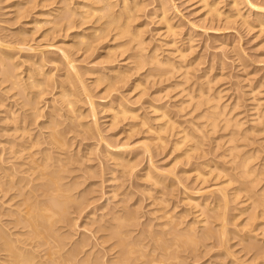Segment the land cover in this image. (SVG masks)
<instances>
[{"label":"bare ground","instance_id":"1","mask_svg":"<svg viewBox=\"0 0 264 264\" xmlns=\"http://www.w3.org/2000/svg\"><path fill=\"white\" fill-rule=\"evenodd\" d=\"M30 1L34 3L33 0H29V2ZM37 1H39V0H37ZM42 1H43V3H46L45 6H47L46 1H48L50 4L52 3L53 5L55 3V6H57L53 11L56 13L54 16L56 18V20L53 21L52 26L54 27L57 25L56 26L57 30L54 28V30H56L57 32L54 34L60 35L62 33L60 31H63L64 36L67 37L68 40H71L72 42L71 43L68 42V44L66 45V43L63 41L65 44L62 47H61V45L63 43H60V42H59V44L57 43L58 45H55L56 43H54L52 45V46L55 45L54 47H56V49H57L56 51L61 53L60 55H62V57H59L58 55L57 56L60 59H62V62H61V60H59L57 58L56 55H55V58H53V59L52 58H50V60H48L49 58L45 59L46 61L44 60L43 56L42 57L38 56V58L40 57L41 59L38 60L36 58V60H38V61H35L34 63H38L37 66H39V68L36 67V69H35L34 64H32L30 62V64H28V65H31L34 68L33 70H36V71L33 72V70L32 71L28 70L25 67V69L27 71H25L24 74L26 76H24L25 78L23 77L24 79L23 78L20 79L18 74L15 73L16 67H18V65L14 62L13 63L10 62L11 59L14 57L13 55L16 52H14V54H11L10 52H13L16 49H18V51H27L28 50V54H30L33 51H31L29 53V50H31L30 48H33L34 45L32 47L31 46L28 47L27 44L24 43L26 41L28 42V40L25 39L26 40L25 41L24 38L21 37L23 35V33H21V31H18V32L21 33L22 35L21 34L19 35V33L16 34L17 36H20V38L18 37L19 39H17L15 42L7 44V46L3 47L2 46L3 41H2V39L0 40V43H2V44H0V66L2 63L6 62L8 60H9L8 61L9 64H11L7 67H3V69H2L3 80L8 81L7 83L10 82V89H15L18 87L19 93H16L17 95L21 94L20 96L27 97L28 95L30 96V94H33V97L30 99L31 101L29 102V104L26 102L28 104V105H26V106H28L27 109L24 110L23 105H25V104H22L21 107L19 106V109H23V111L20 110L21 112H19L18 107L14 108L13 106H10L11 104L10 105L7 104V105H9L8 110H7L8 113L7 114L5 113L6 115L3 114V115H5L3 118L4 122H6L8 119V122H10V123L6 128H4V127L1 128V131L3 130V132L5 131L8 133L7 138H9V139L8 140L4 139L5 141L3 143L6 142V146L1 145V147H0V264H106V262L101 260V257L103 256V253L106 252L108 254V252H110V251L111 252L114 251L113 254H115V256H113V258H112L113 259L112 261H114L113 262L114 264L115 263H117V264H167V263L170 264V262L172 264L173 263L179 264V262H181V258H182V256H180L181 250H182V253L183 252L185 253V251L195 252L197 243L200 241H203V240L205 242V240H207V238H210V237L212 238V235H216L214 237L215 239L219 238L218 243H220V244L224 243V242L226 243V241L223 242L222 238H224V239L226 238V240H227L229 237H231L230 236L231 234L229 233L230 235H226L227 234V230H226L227 228L225 227L226 225H224V224H227L229 222V221H227V223H226L225 216L227 214L226 213L227 211L225 212V210L227 208V206H226L227 200H229L227 197H229V194H230V193L227 194L225 192L226 191L225 189H227L226 187L229 185V182L232 183L235 179H239V181L241 180V183H243L245 181V179L248 180L247 178H251L252 177L251 175L254 174L253 173L254 170L252 168H250L251 166L250 167L247 166L248 161H250V159H251L250 156L248 155L249 156L248 157L246 154H243L244 157H242V155H241V157H240V155L238 156L235 153H239V151H240L239 149H241L240 146L238 147L235 144L234 145L230 144V143H233L232 139L235 138V137H233V138L231 137V136H235L234 132H231L232 133L231 135L228 133L230 138L227 137V140L224 139L226 141L224 142L225 144H223V145L230 144V145L224 147V148H226V150L221 149L224 152L226 151L225 152L226 154H224L223 151L220 152L221 154L223 153L222 154L223 157L227 159L226 160L222 157L223 161L224 160L227 161V162L224 161V163H227L230 165L231 169H230L229 165L227 167L231 170V172L230 171L228 172L229 169H227V167H226V169H222L223 167L220 168V166H215L217 161L214 162L213 159H212V161L215 164L212 162L214 165H212V164L210 165L208 162H210L211 157H210L209 161H207V162H203V163H202V161L200 162V163H202L201 166H203V167H200V169H203L204 167H209L208 169L205 168V169H207V171L205 170L204 172H202L204 169L201 171L198 168V166L200 164L199 162H198L199 164L197 167L195 165L194 169L192 168L194 175H195V177H193V178L200 179V181L198 182V186H199V183H200V185L202 183V186L204 184H206L205 178H207V180H209L208 178L210 177V175L212 173H213L212 178L210 177L211 178L210 180H213V181L216 180V183H217V179L222 178L221 179L222 181L218 182L217 183L218 186H216V188H215L216 194L220 193V195H219L220 198L218 197L217 200L216 199H214V201L212 200L213 205L210 206L208 204L209 205L208 207H206V202H204L201 205H203V208H205V209L202 208L201 210H198L199 215H204V218L199 219L200 220L199 222H201L199 224H200V226H202V229H203L199 234H198V231L196 232L195 228L192 226L196 222H198V220L194 221V224H193L191 219H190L191 222L188 224V226L186 224V228L183 230H180L178 227H179V225H181L182 221H180L179 217L174 216L176 214H174V215L170 214L171 211H169L170 213L165 212V209H164V213L161 211L162 212V214H161L159 211L160 208H157L159 211L158 215L160 216V214H161L162 217L165 218V219H163L161 216L159 217L160 219L163 220L162 224L160 222V224L162 226L160 228L161 230L158 231L159 229L156 228L157 229L156 231L158 233H156V231H155V233H152L155 230V229L153 230V227H155V226L157 227V225H155V223H154L155 226L153 225L152 229H150L151 228L150 226L148 227V225H146L147 226L146 229H148V231L144 229V230H142L143 232H141V231L140 232L141 233H144V231H145V233L148 232V235L146 234V236H143V234H142V236H140L141 235V233H140V234H138L139 235L138 238H135L137 236L132 235L134 230L133 231H132V229L130 230L129 227L135 226L134 222L138 221L135 219H138V218H136L137 216H134V215H137V214H135L133 212H132L133 214L131 212H127L129 210L124 212L125 211L124 206H122V207H124L123 208L124 211L122 213H120L119 211L118 212L113 211L112 209L109 212L107 209L106 211H108L109 213L105 212V214H102V215L100 214L99 215L100 217L97 216L98 220H95L96 222L99 220H103L104 222L101 226L98 227L97 226L98 222H97V224H96L97 228L95 227L96 229L95 230L93 229L94 230L93 232H91V230H90V233L88 232L89 234H85L87 231L84 232V234L80 233V234H78L79 237L77 236L73 241H71V239H70V238H72L73 235L71 237L68 236V235H70V231H67L68 230L67 228H66V231L69 232V233H67L68 235H64L66 233V231L61 230L62 232H65L64 234L59 232L63 226H65V225L68 226V224L70 223L69 218H71V217H69V215H68L69 214L68 210L70 209L71 205H72V207L73 206L76 207V209L74 208L76 211L75 213H78V214H81L82 211H84L85 209H87V207H89V206H87V204L84 203V202H86V200L84 198H82L83 195L82 196L77 195L78 197H76V195L72 193V190H73L72 185H69V184L64 182L67 179V176L63 173L64 172L66 173L67 171L70 170L69 169L70 167L68 165L72 164L73 161H74L73 163H76L75 161L78 160V159H76V157H74L75 155L72 156V155L66 153L68 151V149L71 148V145H69L70 141L66 142L67 140H65V137L67 135H69L68 133L72 132L73 128H74V130H76L75 127L80 124L79 120L81 118H79L77 116L78 114L77 115L75 114V113L80 112V111H78L81 107L80 103L82 102L84 105V103L86 101L89 104V107H88L89 110H87V111H89L90 116L93 117L96 114L95 109L97 107L96 104L98 102H95V100H93L94 95L92 97V95L90 94L93 92V91L90 92V90H92V88H90V87H92L93 85H94L93 87H96L95 85H97V86L100 85V87H101V83L104 82V84H105L104 90H108V91L110 90V92H108V95H109V93H111V90L117 89L121 85L124 87V85H126L125 83H128V81H129V83H128L129 86L127 85L128 86L127 90L130 91V93L132 91H133L132 93H134V90L136 92V90L141 89L140 91L138 90L139 93L136 96L142 94L143 90L145 89V87H144L145 84L147 82H149L150 79L156 80V82L160 83V85L162 83L165 84L164 88H162L160 92L158 91L159 93L156 92L157 94H159V96H160V94H162L164 92L168 93V92L172 91L173 89L175 90V88L178 87L177 88L178 92L175 90L177 92L176 93L177 96L183 95L182 98L185 97L184 98L185 101L182 100V102H180V106H179L180 110H181V106L184 105V103H185L186 107L191 105V109L188 113H190V112L193 113L196 111L195 112L196 113V116H195L196 120L193 121V124H192L193 130H192L191 134L187 132L188 130L185 131L186 130L185 128L181 129V128L177 127L179 125L175 126L174 124L178 123V122H174L173 121L174 119H171V117L168 116V113H167L165 108H164L165 109L164 110L162 107H159L157 105H153L152 101L154 102V100L151 97H150L151 102L145 107V108H147L148 112L151 113L150 117L148 116L150 114H148V115L143 114L145 112V110H143L144 111L142 113L143 116H141L142 114L136 113L134 110L130 109L131 108L130 106H129L130 108L126 107L125 102L123 101L124 97H122V96H125L124 92H123L124 95L122 94L120 96V94H121L120 92L118 94V96H120L123 100L121 101V100H119V98H116L118 100H115V102H114L115 104L112 105L114 108L112 106H108L107 111H109L110 116H111V118H109L110 119L109 122H111V124L114 123V125H115V123H117L119 121L122 123L123 120H125L126 118H127V120H129V118H130V120L132 119L133 121L137 120L136 122L132 123V126H131L132 128L128 129V131H130V132L138 131L139 132V130H138L139 127L140 128L142 127L141 128L143 130L142 133H146V132L149 134L153 133L152 140L155 141L156 143L158 142L157 143L159 145L158 149H160V145H163V144L167 143V141H168V140L167 141L165 140V143H164L165 137L164 138L162 137L163 134H164V136L166 135V136H174V138L176 137L177 139L174 141V143L172 142L173 147L171 149H174V150L177 149L178 150V149H180V147L182 149L183 145L184 146L186 145L187 147L185 148V150L182 153L183 157H185V158L186 157L189 158L190 153L194 152V150H196L197 148L200 147L199 146L200 141H193V143H192V140L194 139V137H196V134L197 135L200 134L199 137L204 138L207 133H209V134L213 133L214 134V132L217 131V128L221 129V131L226 130V128L229 127L228 125L231 124V122H230L231 119H228V117H226L228 114L227 115L225 114L226 116L224 115L223 109L225 106H222V104L221 105L218 104L217 101L219 100L220 97L217 96V97H219V98H217V97H214L215 95L214 96L212 94L210 95V93H209L210 88H211L209 86L210 82L206 81L204 86L202 84L203 88L199 87L197 89V91L195 90L196 93L195 92L193 93L190 90L187 91L186 88H184L183 83L185 84L186 81H187V83H189V80L186 79V81H185V78L189 75L188 74V70L190 69L189 67H192L191 65L193 64L192 63L193 60L191 62L189 59H186L187 50H189L191 47H187L186 49H183L182 47H180V45L179 46L177 45L176 39L179 38V37L176 38V36L179 35L178 34L179 32L177 30L178 25H176V23L173 22V17H172L173 12H172V6H171L172 2L170 3L169 0H156L157 2L155 3V7H154L153 12H152L153 19H155L154 21L160 25V33L159 34L164 37L163 45L165 47H167V49H168V53L165 54V56L164 55L160 56V53H157V48H154V46H153V48L152 47L149 48V50L146 49V48H148V46H147L148 44L145 41V39L142 38V34L144 31L142 32L141 27H139V26L135 27L134 24L132 25V23H134V20H136L135 17L138 16L137 15V16L133 17L132 16L133 13L135 11H138L137 8H141L139 5H137L140 2L136 3V0H135V2H134V0H119V2L117 0L114 3H111L110 0H74V1L70 0V1H72V4L77 6V7L76 8L70 7L69 10H67L68 7H67V5L65 6V3H64L63 7L59 6V3L63 4V2L64 1L66 2L67 0H62L63 2L60 0H57V1L56 0H41L40 2L42 3ZM210 1H212V3ZM210 1L209 0H198L197 1V2H201L200 7L203 10L202 17H203V19H207L209 21H219V18L221 16V11L217 8L218 3L213 2L214 0H210ZM240 1H242V0H232V6L236 8L238 4H241V3H239ZM242 2L243 3L245 2L246 7L249 11H258L259 12V10L263 11V9H264L263 7L261 9V7L249 2L248 0H245ZM41 3H40V5H41ZM29 4H31V3H29ZM50 4H49V6H50ZM52 4H51V6H52ZM35 5H37V2ZM15 6L17 8V5H15ZM75 6H73V7H75ZM19 7H20V5H19ZM24 7L27 8L26 6H23V8ZM41 7H43V5L40 6V8ZM114 8H116V9H114ZM28 11L29 10H27V13H28ZM235 11L236 12H234V14H235V16H237L236 18L240 17V19H242L241 23L246 24L247 19L244 20L245 17H243V15L245 13L243 12L244 13L243 14L241 12V10L237 9V8L235 9ZM52 14H54V13H52ZM74 14L76 15V18H79V21L72 19L73 16H75ZM38 15H39V13H38ZM44 16H46V15H44ZM50 16H51V14H50ZM77 16H79V17H77ZM21 17L22 16L20 15V19H21ZM57 17H58V19H57ZM225 18L228 19L229 15H227V16L225 15V17L223 19L224 23L226 24V21H228V20L225 21ZM255 20L259 21V18H256ZM43 21L47 22L46 20H42V22ZM36 22H37V20H35V19L30 20L27 23L25 22V24H26L25 26L32 28ZM42 22H41V24H42ZM155 22H153V23H155ZM87 23H90L91 25L89 24L90 26H88ZM262 23H263L262 21L259 23V27L261 25L263 26ZM81 25L82 26L84 25V27H82V29L78 30V28ZM255 25H256V23H255ZM35 26H36V24H35ZM58 26H61V27L59 28ZM88 27H89V29H88ZM58 28L60 31L58 30ZM51 29H52V27L50 28V30ZM90 29H91V31L88 32V30H90ZM47 30L48 29H46V31ZM52 31L53 30H51V32ZM84 31H87V32H84ZM58 32H60V33H58ZM47 33H49V32H47ZM43 34H42V36H46V34H44V35ZM144 34H145V32H144ZM4 36H3V38H4ZM25 36H27V35H25ZM62 36L63 35L61 34V37ZM64 36L62 38H65ZM0 38H2V37H0ZM5 38H7V37H5ZM5 40H4V42H6ZM190 41H191V39H190ZM145 43L147 45H145ZM4 45H6V44H4ZM46 46H48V45L46 44ZM49 46H51V45H49ZM149 46H150V44H149ZM159 46H161V45H159ZM14 48H16V49H14ZM34 48H33V50L35 51V49H36V51H37V48H35V49ZM42 48H44V46ZM160 49H161V47H160ZM54 50H55V48H54ZM54 50H50V51H54ZM38 51H39V49H38ZM41 52H42V50L39 52L40 54H38V55H42L43 53L41 54ZM58 52H55V53L57 54ZM78 52H79L81 57H82V55H83V57H86L84 55H89V54L91 56V54L93 55L94 52H96L95 54L99 53L96 56V58L100 59L99 63L101 61L102 65L99 64L100 65L99 67H95L94 65L98 61L96 59V61H97L96 62L95 59H92L90 57L93 61H95V62H93L95 64L94 65L92 64L94 66V67L92 66V68H94V69H88L90 66L88 68L86 67L82 70L79 69L78 68L79 66L76 67L77 66L76 63L80 62L81 57L78 55L79 59L78 58H76V59H77V61L78 60L79 61L77 62V61H75V56L77 54L74 55L75 53H78ZM16 54H18V53H16ZM16 54H15L14 58H17ZM24 54L26 55L27 52L26 53L24 52ZM34 55H32L33 59L36 57V56L34 57ZM72 55L74 56V58L72 57ZM32 56H31V58H25V61H26V59L27 60L29 59L28 61H31ZM87 58H88V56L84 59L87 60ZM15 60H13V61H15ZM17 60H18V58H17ZM58 61H60V62H58ZM48 62L49 63L51 62L52 64L55 63L54 66L52 67V69H50L51 71H48V73H50L54 70H57V69L63 70V71L61 70V74L58 75V78L51 80L52 78H50V77H52V73L48 76L47 71L46 72L44 71L43 73L41 72L43 67L46 66L47 65L46 63H48ZM85 62H84V65H85ZM61 63L64 64L63 67H61L62 66ZM90 63H91V61H90ZM60 64H61V66H60ZM88 64H87V66H88ZM194 64H195V62H194ZM28 65H26V66L28 67ZM96 65H98V63ZM83 66H81V67H83ZM31 72L33 73L32 75H31ZM19 74H20V77H22L21 73H19ZM41 74H43V75H41ZM85 74L86 75L87 74H89V75L95 74L94 75L95 77L92 78V81L90 80L91 82L89 83V85L87 83H85V79L83 78L84 76H86ZM44 75L47 77H45ZM153 78H156V79H153ZM26 80H27V83H26ZM49 81L53 82L52 83L53 89L55 91L52 88H51V90L55 92L54 93L56 96V98L54 99L55 102L56 103L60 102V104H62V105H61V107L59 106L60 108H57V106H54V109L56 107L57 110H54L56 112V114L55 115L53 114L54 116H51V118L53 117L52 119L55 122L52 120L48 123V125L46 124V126H49V128H50V131L48 130L49 132H47V134L45 133L46 136L41 137V135H39L38 132L40 131V129L39 130L37 129L38 132L35 133L36 135L35 134L32 135L33 133H30V132H32L31 131L32 128H30V127L32 125H34L35 122H37L38 118H40L38 116H43V115H41V113H42L41 111L44 108L41 109V106L39 108L37 105L39 104L38 103L39 99L42 100V98H43V97L41 98V95L43 96L44 89L46 90L45 86L47 85L49 87L50 86L52 87V84ZM61 81H63V83ZM87 81H89V80H87ZM105 81H107V83ZM48 82L50 83L49 85H48ZM150 84H151V82H150ZM182 85H183L184 89H182V87H181ZM161 87H162V85H161ZM125 88H126V86L124 87V89ZM171 88H172V90H170ZM257 88L258 87H256V89ZM34 89H35V91H34ZM119 89L120 88H118L117 90H119ZM178 89H181V90H178ZM190 89L192 90V88H190ZM157 90H160V89H157ZM15 91H16V89H15ZM128 91H126V92H128ZM101 93H103V91ZM166 93L164 95H167ZM12 95L15 96V94H12ZM100 95H101V98H103L102 94H100ZM144 95L147 96V93ZM217 95H219V94L217 93ZM162 98H163V96H162ZM97 99H100V98L98 97ZM27 101H29V100H27ZM51 101H47V102H51ZM79 101H80V103H79ZM132 102L133 101L130 102L131 103L130 105H134V103L136 101L133 103ZM75 103L76 104L79 103L80 105L76 106ZM104 103H106V102H104ZM104 103H102V104H104ZM1 104L3 105V103H1ZM47 104H49V103H47ZM154 104H156V103L154 102ZM94 105L96 106L95 108H94ZM44 106H45V104H44ZM78 106H80V107H78ZM5 107H7V106H5ZM39 109H41V110H39ZM60 109H61V111H60ZM36 110H39L41 113L39 111H38V113H36ZM28 111H30V112L27 113ZM50 111H53V109H51ZM87 111L85 110L84 112H87ZM3 112H5V110ZM55 112H53V113H55ZM50 113H52V112H50ZM146 113H147V111H146ZM74 114L78 118L75 117ZM97 114H98V112H97ZM15 115H17V116L14 117ZM81 115L85 116V114L83 112L81 114L79 113V116H81ZM144 115H147L148 117L144 116ZM189 115H191V114H189ZM230 116H231V114H230ZM46 117H48V116H46ZM149 118H151V119H149ZM63 120H66L67 122L69 121L70 123L73 122L72 125L76 123L75 124L76 126L71 127V124H69V122H68L67 124L69 126H66L64 124L65 126L63 129L58 128L59 126H61L60 122L61 121L63 122ZM95 120H97V119H95ZM132 120H131V122H132ZM151 120H153V121H151ZM235 120L236 119H234V121H233V119H232L234 128H240V125L242 123L240 121H235ZM155 121H157V122L159 121L160 123L158 122L159 124L157 123V126H156ZM258 121L259 120H257V122ZM45 122L44 121L42 122V123H44V126H45ZM152 122H154V126H156V127L153 126ZM188 123H189V125H191V123L189 121H188ZM37 124H39V123H37ZM96 124H98V123H96ZM127 124H129V122ZM91 125H95V124H91ZM39 126L40 125H38L37 127L39 128ZM82 126H84L83 123H82ZM97 126L99 127V125H97ZM97 126L95 125V127H97ZM230 126H232V125H230ZM87 127L89 128V124H88V126H86V128ZM95 127L93 126V128H94L93 131L95 130ZM231 128H233V127H231ZM230 130H232V129H230ZM128 131H127V133H128ZM193 131H194V133H196L195 136H193L194 135ZM234 131L236 133L238 131V129H237V131L236 130H234ZM96 132H97V128H96ZM37 133H38V135H37ZM78 133H80V132H78ZM260 133H262V132H260ZM45 134L43 133V135H45ZM98 134H97V136H98ZM129 134H131V133H129ZM136 135H137V133H136ZM126 136H127V134H126ZM39 137H41L42 140H40ZM168 138H170V137H166V139H168ZM103 141H105V139ZM119 141H120V139H119ZM219 141H222V140L219 139ZM155 142H153V143H155ZM209 142H211V141H209ZM0 143H1V141H0ZM101 143H100V145H101ZM103 143H106V145L104 144L106 146V149L103 150L104 157L112 156L113 159L111 157H108V159L111 158L114 162H116V160L118 161L119 159L122 158V156H121L122 154L120 155L117 151L113 152V151L108 149V146H107L108 143L107 142H103ZM124 143H126V142H124ZM214 143L217 144L216 141ZM44 144L47 145V147ZM123 144H121V146L119 144L120 147L117 145L116 146L119 147L120 149H122V148H125V147H123L125 144L124 145ZM187 144H189V145H187ZM207 144H209V143H207ZM218 144H219V142H218ZM42 145H44L45 147H42ZM66 146L68 147V149H65ZM144 146L149 147V144L144 143ZM156 147H158V146H156ZM201 147H203V146H201ZM218 148H220V147H218ZM86 149H88V148H86ZM143 149H144V147H143ZM65 150H67V151L65 152ZM149 150H151V149H149ZM152 150H156L155 147H153ZM218 150L220 151V149H218ZM235 150L238 152H235ZM61 151L62 152L64 151V153H62ZM76 151L78 152L79 148ZM145 151H146V149H145ZM202 151H204V150H202ZM53 152H56V153L58 152L60 154L55 153L53 155ZM74 153H76V152H74ZM220 153H218L217 156H219ZM109 154H111V155H109ZM56 155H58V156H56ZM85 156H83V157H85ZM192 156H193V154H192ZM192 156H190V157H192ZM217 156H215V157L217 158ZM118 157H121V158H118ZM80 158H82V157L80 156L79 160H80ZM146 158H148V157H146ZM176 158H175V160H176ZM216 158H215V160H216ZM218 158H220V157H218ZM237 158H238V160H236ZM122 159H121V162H122ZM82 160L83 159H81L80 161H82ZM133 160H135V159H133ZM100 161H101V159H100ZM119 161L117 163H119ZM147 161H148V159H147ZM121 162H120V164L122 166L124 165L125 162H127L126 165H127L128 169L130 168V166H132V165H129V162H130L129 160L122 162L123 164ZM133 162H131V163L133 164ZM101 164L103 165L102 162H101ZM120 164H118L119 167H120ZM227 164H224V165H227ZM110 165H112V164H110ZM148 165H149V163H148ZM81 167L83 170V166H81ZM123 167H124L123 169H126V171L128 170L125 165ZM96 168H98L97 165H96ZM87 169H88V167H87ZM167 169H166V171H167ZM121 170H122V168H121ZM130 170H131V168H130ZM233 170H237V173H234L235 171H233ZM114 171L113 172L111 171L110 173H114ZM87 173H86V175H87ZM171 173L172 172H170V174ZM229 173H233L234 175H231ZM145 174H146L145 175L146 179L147 178L153 179V177H155L152 173L150 174L148 171ZM113 175H112V177H113ZM260 175L262 176V173ZM99 176H100V173H99ZM206 176H208V177H206ZM119 177H120V175L118 176V178ZM145 177H144V179H145ZM252 178L249 179V181H248L249 183H246V184H250L247 187H251V189L244 188V190L246 189V191L252 192V193L250 192L251 194H246L244 192V194L246 196L244 195L243 197H246V201H248V202H244V203H248V204H244L242 202L241 203H242V208H243V205H248L245 210L250 209V210H248L249 214L250 213H251V215L254 214V217H250V218L247 217L246 221L247 220L250 221L251 218L258 219L259 222L256 223V227H258L259 230L261 229L259 232L260 234L257 233V235H256V233L253 232V229L251 230V232L253 234L255 233L254 234V235H256V236H254L255 238L261 239V237L264 238V186L262 188L260 187L261 190L260 189L257 190L256 193H258V194H256L254 190L252 191V189H254V187H253L254 185H255V187L257 185L256 183L258 181H256L255 178L258 179V176H256V177L254 176V179H252ZM116 179H117V177H116ZM156 179H158V178L156 177ZM156 179H153L151 181H155V183H156V181L157 182L160 181L159 179H158L159 181ZM78 180H79V178H78ZM110 180H112V179H110ZM121 180H122V178H121ZM147 180H146V182H147ZM170 180H172V179H170ZM178 180L180 181V177ZM83 181H86V180H83ZM195 181H198V180H195ZM195 181H193V182H195ZM213 181H211V184H213L212 183ZM255 181H256V183H255ZM82 182H81V184H82ZM115 182H116V180H115ZM155 183H154V185H155ZM181 184H182V182H181ZM225 184H226V186H225ZM235 185H237V184H235ZM122 186H124V185H122ZM122 186H121V188H122ZM212 186L213 185H211V187ZM150 187H152V186H150ZM170 187H171V185H170ZM208 187H210V186H208ZM207 188H204V189H207ZM199 189H200L199 190L200 192H201V190L203 191V188H199ZM232 189H231V191H232ZM166 190H168V189H166ZM233 190H234V192L232 191L233 196H234L233 200H235L236 196H239L238 194H240V193H238V191L240 192L241 189H235V187H234ZM84 191H82V192H84ZM74 192H76V191H74ZM196 192H198V190ZM200 192H198V193H200ZM211 192L212 191L210 190V193ZM110 193H111V195H114V193H116V192L114 190V191H111ZM78 194H79V191H78ZM115 196L117 197V195H115ZM112 197L115 198L114 196H112ZM243 197L241 198V200L244 199ZM160 198H161V196H160ZM160 198L158 197V201L161 202L162 200H164L163 196L161 199ZM189 198L190 197H188L187 199H189ZM198 198H200V197H198ZM213 198H215V197H213ZM109 199H111V198H109ZM205 199L206 198H204V200ZM89 200H90V198H89ZM202 200L203 199H201V201ZM166 201H167L166 199H165V202L163 201L164 204L166 203ZM124 202H125V199H124ZM160 202H158V203H160ZM198 202H194V204H195L194 207L198 208L197 206H200V204ZM153 203H154V199H153ZM236 203L238 204L239 201ZM241 203H240V205H241ZM88 205H90V204L88 203ZM120 205H122V204H119V206ZM166 205H168V203ZM160 207H162V206H160ZM114 208H116V207H114ZM132 208H133V206H132ZM163 208H164V206H163ZM234 208H236V207H234ZM90 209L92 211V208H90ZM72 210H73V208H72ZM155 210L156 209L153 210L154 213H155ZM206 210L209 211L210 213L212 212L214 214L213 217H216L217 219L216 218L215 219L217 221H218V219L221 220L220 229H219V231H216V233H215V231L213 232V230H212L213 227L211 228L210 224L208 225V222H210V220H208L209 217H206V214H205L207 212ZM91 211H90V215H87V216L91 217V215L94 214ZM73 213H74V211H73ZM239 213H242V211H240ZM199 215H197V216L199 217ZM197 216H196V218H198ZM94 217L92 216V218H94ZM180 217L182 220V216H180ZM156 218H157V216H156ZM176 218H178V221L180 224L177 222ZM164 220H166V221H164ZM73 221L74 220L72 219V222ZM253 221H254V219H253ZM74 222L71 223L72 225L70 224L71 228H69V229L73 230V226L75 227ZM248 222H246L245 224H248ZM61 223H63V224L65 223V225H62V226L59 225ZM252 223H254V222H252ZM88 225L90 227V224H88ZM136 225H138V224H136ZM70 226H68V227H70ZM252 226H254V225H252ZM214 227L216 229L218 227V225H217V227L216 226H214ZM75 228H77V227H75ZM86 228H87V226H86ZM91 228H93V227H91ZM251 228H254V227H251ZM63 229H64V227H63ZM249 231H248V233H249ZM256 231H257V229H256ZM62 234L66 237L65 241H64V236H61ZM74 234H76V233H74ZM97 234H98V236H97ZM258 235H260V237ZM67 236H68V238L70 237L69 239L71 242L70 241L66 242L69 240V239L67 240ZM91 237L94 238V239L92 238V240L94 242L91 240L93 242V246L91 248H89L90 247L89 245L91 244L89 242V239H91ZM246 237H247V235H246ZM100 238L102 240H100V242H98V239H100ZM108 242L110 243L108 245L109 248L106 247V249H107V251H108V249H110V250L107 252L106 249L103 248L105 250V252H103L104 250L102 251L103 252L102 256H101V253H99L101 251L96 250V252H91L90 249H92L93 247L95 248L96 245H99L98 247L96 246L99 249L101 244L107 245ZM227 243H228V241H227ZM249 244H250V246L253 245L251 243H249ZM261 246L263 248V245H261ZM85 247H86V249L89 248L90 252L88 250L85 251ZM255 249L258 251V248H255ZM259 250H260V253L257 252V255H258V253H259V255H262L263 254L261 252L262 249L260 248ZM81 253H83V254L80 256ZM190 253H189V255H190ZM247 253H248V251H247ZM108 256H109V254H108ZM257 257H259V256H257ZM102 258H104V256ZM109 259L110 258H108V260ZM251 259H252V257H251ZM255 259H257V258H255ZM184 260H187V259L185 258ZM182 263H184V262L182 261ZM258 264H259V262H258Z\"/></svg>","mask_w":264,"mask_h":264},{"label":"rangeland","instance_id":"2","mask_svg":"<svg viewBox=\"0 0 264 264\" xmlns=\"http://www.w3.org/2000/svg\"><path fill=\"white\" fill-rule=\"evenodd\" d=\"M33 1H34V3L31 2V1L29 2V0H23V1L22 0H20V1L19 0H0V33H1L0 37H2V38H0V40L2 39V41H3V44L2 43H0V44H2V46L4 47V46H7V44H9V43L15 42L17 39L20 38V36H17L16 34L19 33L18 31H21V33H23V35L21 33H19V35L21 34L22 35L21 37H23L24 40L25 39L28 40V42L26 40H25L26 42H24V41L23 42L25 44H27L28 47L29 46L32 47L34 45L33 48L34 47L37 48V51H36L35 48H34L35 51L33 50V48H30L31 50H29V53L31 51H33L30 54H28V50L27 51H18V49H16V48H14V49H16L15 51L10 52L11 54H14V52L18 53V54L15 53L17 55L16 57L18 58V60H17V58H14L15 57V54H14L13 55L14 57L12 59L13 60L16 59V60L13 61L11 59L10 62L11 63L14 62V63H16L18 65V67H16V72L15 73L18 74L20 79H22L24 76H26L24 74V72L27 71L26 69L31 70V71L34 69L31 65H28V64H30V62L32 64H34L35 69H36V67L39 68V66H37L38 63H34L35 61H38V60L41 59L40 57L38 58V56H41V57L43 56L44 60L47 59V58H49L48 60H50V58L53 59V58H55V55L56 56L58 55L59 57H62V55H60L61 53L56 51L57 49L54 46L58 45L59 42L63 43L61 45V47L64 46L65 43L67 45L68 42L69 43L72 42L71 40H68V38L64 36L63 31L59 30V28L61 26H58L59 27L58 30L60 32H62L61 34L65 38H62L63 36L61 37V34L60 35L59 34H57V35L54 34V33L57 32L56 31L57 30V28H56L57 25L54 26V27L52 26L53 21L56 20V18L54 17L56 13L53 12L54 9L57 7V6H55V3H54V5L51 3L52 4V6H51V4L48 1H46L47 2V6H45L46 3H43V1H42V3H43L42 4L40 2L41 0H39V1L33 0ZM35 1L37 2V5H35L36 4ZM60 1H62V0H60ZM72 1H74V0H72ZM72 1H70V0H67L66 2L62 1L63 4L59 3V2L58 3H59V6H61V7H63L64 3H65V6L67 5V7H68V9L67 8L66 9L69 10L70 7H72V8H76L77 7V6L72 4ZM115 1H117V0H110L111 3H114ZM197 1L198 0H169L170 3L172 2L171 6H172V12H173L172 13L173 22L176 23V25H178L177 26V28H178L177 30L179 32L178 33L179 35L176 34L177 35L176 38L177 37H179V38L176 39L177 45L178 46L180 45V47H182L183 49H186L187 47H191L189 50H187L186 59H189L191 62L193 60V62H192L193 64L191 65L193 68L189 67L190 68L188 70V74L189 75L188 74H187L188 76L186 75L189 79L185 76L186 77L185 81L187 79V80H189V83H187V81L186 82L184 81L185 84L183 83V85H184V88H186L187 91L190 90L191 92L194 93L195 90L197 91V89L199 87L203 88V86L205 85L206 81L210 82L209 86L211 88H210L209 93H210V95L211 94L213 96L215 95L214 97H217V96L220 97V98L217 97V98H219V100L217 102H218L219 105L222 104V106H225L224 109H223L224 110V115L228 114L227 116L226 115L225 116L228 117V119H231V121H230L231 124L228 125L229 127H227L226 130H222L221 131V129L217 128V131H215L214 134L213 133H210V134L207 133L204 138H200L199 137L200 134L197 135L193 131V134H194L193 136H195V134H196V137H194V139L192 140V143H193V141H200V145H199L200 147L197 148L196 150H194L195 153L194 152L190 153V155H189L190 159L188 157L185 158V157H183L182 153L185 150V148L187 147L186 145L185 146L183 145L182 149H181V147L178 150L177 149H175V150L171 149L173 147L174 141L177 139L176 137L174 138V136H166V135L164 136V134H163L162 137L163 138L165 137L164 138V143H165V140L166 141L168 140V141H167V143H165L163 145H160V149H158L159 148V145L157 144L158 142L156 143L155 141L152 140L153 133L152 134L150 133L151 135L149 133H147V132L146 133H142V131H143L141 129L142 127L140 128L139 126H138L139 127V129H138L139 132L138 131H136V132L132 131L133 132L132 133V132L128 131V129L132 128L131 127L132 123L136 122L137 120L133 121L131 119L132 120V122H131L130 118H129V120H127V118H126L125 120H123L122 123L119 121V122L115 123V125H114V123L111 124V122H109L110 121L109 118H111V116H110L109 111H107L108 110L107 109L108 106L114 105L115 104L114 103L115 100H118L116 98H119V100H121V101L123 100L120 96L124 92L125 96H122V97H124L123 101L125 102V106L126 107H128V108L131 107L130 109L134 110L136 113H139V114H142L144 112L143 110H145V112L143 114H147V115L150 114V115H148L150 117L151 113H149L147 108H145V107L151 102L150 101L151 98H153L154 102L156 103V104H154V102L152 101L153 105H157L159 107H162L163 109L165 108L167 113H168V116H170L171 119H174L173 120L174 122H178V123L174 124L175 126L179 125V126H177L178 128H181V129L185 128L186 130L185 129L184 130L185 131L188 130L187 132L191 134V132L193 130V126H192L193 121L196 120L195 119V116H196L195 112L196 111L193 112V113H191V112L188 113L190 111V109H191V105L186 107L185 103H184V105L181 106V110H180V107H179L180 106V102H182V100L185 101V99H184L185 97L182 98L183 95L182 96H179V95L177 96L176 93L178 92L177 91L178 87L175 88V90L177 92L174 89L172 90V88H171L170 90H172V91L169 90L170 91V92H168L169 94L164 92V93L160 94L161 97L157 93H159L161 91V89L164 88L165 84L162 83L161 84L162 87H161L160 83H158V82H156V80H152V79H150L149 82H147L145 84V86H144L145 89L143 90V92L141 94L142 96L141 95L136 96L141 89L140 90L138 89L139 91L136 90L137 93L135 92V90H134V93H132L133 91L130 93V91L127 90L128 86H129L128 85L129 81H128V83H125L126 84V85H124V87L126 86L125 89L121 85V86L118 87V88H120L119 90H117L118 88L114 89V90H111V93H109V95H108V92H110V90L109 91L108 90H104V85H105L104 82L101 83V87H100V85H98V86L95 85L96 87H93L94 86L93 85L92 87H90V88H92V90H90V92L93 91L90 94L92 95V97L94 95L93 100H95V102H98L97 104L95 103L97 107L94 105V108L96 107V109H95L96 110L95 111L96 112V114H95L96 117L95 116H93V117L90 116L89 111H87V110H89L88 109L89 104L85 100H84L85 101L84 105H83L82 102L80 103V101H79V103L81 105L79 103L78 104L75 103L76 106L80 105L82 107L81 108L80 106H78V107H80V109L78 111H80L79 112L80 114L83 112L85 114V116L84 115L83 116L82 115L79 116V113H75L76 115L78 114L77 116L79 118H81L79 120L80 121V124L78 125L79 127L75 125L76 123L72 125L73 122L70 123L68 121L69 124H71V127L72 126H74V127L76 126L75 127L76 130H74V128H73L74 131L72 130V132L68 133L69 135L66 136L67 138L65 137V140H67L66 142L70 141L69 145H71V148L69 147L70 149H68V147L66 146L65 149H68V151L65 150V152L67 151L66 153H68V154H70L72 156L75 155L74 157H76V159H78V160L75 161L77 164L73 163L74 162L73 161L72 164L68 165L70 167V168L68 167L70 170L67 171L66 173L65 172L63 173V174H65L67 176V179L64 182L69 184V185H72V189H73L72 193L75 194L76 197H78L79 195H81V196L83 195L82 198H84L86 200V202H84V203L87 204V206H89V207H87V209L82 211L81 214L75 213L76 212L75 211L76 207H74V206L72 207V205H71V207L73 208V210H72L71 207L68 210V213H69L68 215H69V217H71L75 221V222L74 221L73 222H74L75 227H77V228H75L73 226V230L69 229V228H71L70 224L73 223L71 218H69V222L70 223L68 222L69 223L68 226H70V227L66 226L65 223L64 224L63 223L59 224L61 226L65 225V226H63L65 230L62 227V229H60L59 232L64 234L65 232H62V231H66V228H67L68 229L67 231H70V235L67 234V233H69L67 231H66V233L64 235H68L70 237L73 235L72 238L69 237L71 239V241H73L78 236V234H80V233L84 234V232H86V231L87 232L85 234H89L90 230H91V232H93L97 228V226L98 227L101 226L104 221L103 220H99L100 222L97 221L98 222V224H97V222L95 220H98L97 218L100 217L99 216L100 214L101 215L105 214V212L109 213L111 209L113 211H117V212L119 211L120 213H122L124 211V209H125L124 212L129 210L127 212H131V213L133 212V213L137 214V215H134V216H137L136 218H138V219H135V220H138V221L134 222L135 226L133 225L135 228L131 227V226L129 227L130 230L131 229H132V231L134 230L133 234L132 233L131 234L133 236L134 235L137 236L135 238H138V236H139L138 234L143 232L142 230L145 229V230L148 231V229H146L147 228L146 225H148V227L150 226L151 227L150 229H152V227H153V225L155 223V225H157V227L154 225L155 227H153V230L154 229L155 230L152 233H155V231L157 229H159L158 231H160L161 230L160 228L162 227L161 224L163 223L162 222L163 220L160 219L159 217L160 216L162 217L161 214H162V212L164 213V209H165V212L170 213L169 211H171L170 214H172V215L176 214L174 216L180 218V221H182V223H181V225H179V227L177 226L180 230L185 229L186 228V224L188 226V224L191 221L194 224V221L198 220V222H196L192 226L195 228L196 232L198 231V234H199L203 230L202 226H200V224H199V223H201V222H199L200 221L199 219L200 218L201 219L204 218V215H199V211L198 210H201L203 208V205H201V204H203L204 202H206V207H208L209 205L210 206L213 205L212 200L214 201V199H216V200L218 199L220 193L216 194L215 188H216V186H218L217 183L222 181L221 180L222 178H219L220 180L217 179V183H216V180H214V181L210 180L212 178V174H213L212 173L210 175L211 178L210 177L208 178L209 180H207V178H205L206 179V182H205L206 184H204L202 186V183H201V185L199 183V186H200L199 187L198 186V182L200 181V179L193 178V177H195L193 169H194L195 165L197 167L198 164L201 161H202V163L209 161L210 157H211L210 162H208L210 165L211 164L214 165L215 164L214 162L217 161V163H216L217 165L215 164V166H220V168L223 167L222 169H226V167L229 164L224 163L225 160L223 161V158H224L223 155H222L223 153L221 154L220 152H222L223 150H226V148H224V147H226V146H228L230 144L231 145L235 144L238 147L240 146L241 149L238 148L240 150L239 153H235V154H237L238 156L240 155V157H241V155H242V157H244L243 154H246L247 156L249 155L250 158L252 159V160L250 159V161H248V164H247V166H249V167L251 166L250 168H252L254 170V172H253L254 174L251 175L253 178L252 177L251 178L254 179V176L255 177L258 176V179L260 180L259 181L258 179L255 178V180L258 181L257 183L255 181V183L258 186L256 185V187H255V185H254L253 186L254 189H252V191L254 190L255 193H256L257 190H259V189L261 190V188L264 186L263 185L264 184V129H263L264 128V13H263L264 9H263V11L259 10V12L258 11H249L247 9V7H246L245 2L244 3L242 2V1H245V0L240 1L239 3H241V4H238L236 8L240 9L242 13L243 12L245 13V14L243 13L244 14L243 17H245L244 20L247 19L246 20V24H245V23H241L242 19H240V17L236 18L237 16H235V14H234V12H236L235 11L236 8L232 6V0H214L213 2H217L218 3L217 4V8L221 11V16L219 18V21H209L207 19H203V17H202L203 10L200 7L201 2H197ZM248 1L253 3V4H255V5H258L259 7H261V9H262V7L264 8V0H248ZM39 2L41 3V5H40ZM118 2H119V0H118ZM134 2H135V0H134ZM137 2L141 3V4L140 3L137 4V5H139L141 7V8H137L138 11L140 9L141 10L139 12L138 11H135L134 13L132 12L133 13V15H132L133 17L138 15L137 16L138 18L135 17V19L136 20L138 19V20L137 21L134 20V23H132V25L134 24L135 27L136 26L141 27L142 32L143 31L145 32V34L143 32L142 38L145 39V41L148 44L147 45L145 43V45L148 46V48H146V49L149 50V48H151V47L153 48V46H154V48H157V53H160V56H162V55L165 56V54L168 53V49H167V47H165L163 45L164 37L159 34L160 33V25L154 21L155 19H153V16H152V12H153V9L155 7V3L157 1L156 0H136V3ZM210 2L212 3V1H210ZM29 3H31V4H29ZM49 4H50V6H49ZM15 5H17V8H16ZM19 5H20V7H19ZM39 5L40 6L43 5V7L40 8ZM72 5L75 6V7H73ZM23 6H26L28 9L25 8V7H24L25 8L24 9ZM26 9L29 10L28 13H27ZM114 9H116V8H114ZM38 13H39V15H38ZM49 13L51 14V16H50ZM52 13H54V14H52ZM19 14L22 16L21 19H20V15ZM44 15H46V16H44ZM225 15L226 16L229 15L228 19L225 18V21L228 20V21H226V24L224 23V20H223ZM77 17H79V16H77ZM256 18H259V21H256L255 20ZM34 19L37 20V22L35 23L36 26H35V24L33 25L32 28L25 26L26 25L25 22L27 23L28 21L34 20ZM57 19H58V17H57ZM72 19L79 21V18H76V15L73 16ZM42 20H46L47 22H45V21L42 22ZM261 21L263 22L262 23L263 26L261 25L262 27L261 26L259 27V23ZM41 22H42L43 25L41 24ZM153 22H155V23H153ZM255 23H256V25H255ZM87 24H88V26L91 25L90 23H87ZM84 25L83 26L81 25L80 26L81 28L79 27L78 30L82 29V27H84ZM51 27H52L51 30H53L52 32L50 30ZM54 28L56 30H54ZM46 29H48L49 31L48 30L46 31ZM88 29H89V27H88ZM89 31H91V29L88 30V32ZM47 32H49V33H47ZM60 32H58V33H60ZM84 32H87V31H84ZM43 33L44 34L47 33L48 35L46 34V36H42ZM2 35L3 36L5 35L4 38H3ZM25 35H27V36H25ZM28 36L29 37L31 36V37L29 38ZM5 37H7V38H5ZM190 39H191V41H190ZM4 40L7 43L4 42ZM54 43H56V44L54 46H52ZM4 44H6V45H4ZM46 44L48 46H46ZM149 44H150V46H149ZM49 45H51V46H49ZM159 45H161V46H159ZM43 46H44V48H42ZM160 47H161V49H160ZM54 48H55V50H54ZM38 49H39V51H38ZM41 50H42L41 54L43 53L44 55L43 54L42 55H38V54H40L39 52ZM50 50H54L55 52H58L59 54L58 53L56 54L54 51H50ZM24 52L25 53L27 52V54L25 55ZM33 53L34 54L36 53V54L34 55ZM95 53L96 52H94L93 55L91 54V56H90V54L89 55H84L86 57L88 56L87 60L84 59L86 57H83V55L81 57L79 52L75 53L74 55L77 54L75 56V61H77L76 58L79 59V56L81 57L80 58V62H78L79 60L77 61L78 63H76V65H77L76 67L79 66L78 68L82 70V69H84L86 67L88 68L90 66L91 68L89 67L88 69H94V68H92V66L95 64L93 62H95L96 59L98 61V62L96 61L98 63V65H96L97 64L96 63L94 66L95 67H99L100 65H102L101 61L99 63L100 59L96 58V56L99 53H97V54H95ZM30 55L31 56L34 55V57L36 56L34 58L35 60L33 59V56H32V60L33 61L31 59H30L31 61H28L29 59L28 60L26 59V61L28 62L27 63L25 61V58H31ZM58 56H57V58L59 60H61V62H62V59H60ZM72 57L74 58L73 55H72ZM90 57L92 59H95V61H93ZM36 58L38 60H36ZM8 61L2 63L1 64L2 67L0 66V70H1L0 71V79H1L0 80V82H1L0 83V138H1L0 139V141H1L0 147H1V145L2 146L3 145L6 146V142L5 143H3V142L5 140L9 139V138H7L8 133L5 132V131L3 132V130L1 131V128H3V127L6 128L9 125V123H10V122H8V119H7L6 122H4V119H3L4 116L8 113V111H7L8 110V106L11 104L10 106H13L14 108L18 107L19 112H21L20 110L23 111V109H19V106L21 107L22 104H25V105H23L24 106L23 108H24V110L27 109L28 106H26V105L29 104V102L31 101L30 99L33 97V94H30V96L28 95L27 97H22V96H20L21 94L17 95L16 93H19L18 87L15 88L16 91H15V89H10V82L7 83L8 81H4L3 80V78H2V69H3V67H7V66L11 65V64H9ZM85 61L86 62L88 61V62L86 63ZM90 61H91V63H90ZM58 62H60V61H58ZM84 62H85L86 66L84 65ZM194 62H195V64H194ZM46 64L47 65L44 66L43 69H42L43 71L41 70L42 73L44 71L45 72L47 71V73H48V71H51L50 69H52V67L54 66L55 63L52 64L51 62L50 63L48 62ZM61 64H60V66H61ZM87 64H88V66H87ZM26 65H28V67ZM63 66H64V64H62L61 67H63ZM81 66H83V67H81ZM25 67H26V69H25ZM61 70L60 69L54 70V71L48 73V76L52 73V77H50V78H52L51 80L56 79V78H58V75L61 74ZM34 71H36V70H33V72ZM19 73H21L22 77H20ZM32 74L33 73L31 72V75ZM41 75H43V74H41ZM91 75L92 74H90V75L87 74L86 76L83 77L85 79V83H87L88 85L92 81V78L95 77L94 76L95 74L92 75V76ZM45 77H47V76H45ZM153 79H156V78H153ZM87 80H89V81H87ZM49 82L51 84L53 83L52 81H49ZM49 82H48V85L50 84ZM61 82L63 83V81H61ZM105 82L107 83V81H105ZM150 82H151V84H150ZM26 83H27V80H26ZM202 84H203V86H202ZM183 85L181 86L182 89H184ZM45 87H46L47 91L44 89L43 96L41 95V98L42 97L43 98H42V100L39 99V102H38L39 104L37 105L39 108L41 106V109L42 108H44V109H42V111H41L42 113L39 111L41 109L36 110V113H38V111H39L41 113V115H43V116H38L36 114L41 119L38 118L37 122H35L34 125H32L30 127V128H32L31 129L32 132H30V133H33L32 135H34L36 132H38L37 129L38 130L40 129V131L38 133H39V135H41V137L46 136L47 132L50 131L49 126H46V124L48 125V123L53 120L52 119L53 117L51 118V116H54L56 114V112L54 110H57V108H60L61 105H62V104H60V102L56 103L55 100H54L56 98V96L54 94L55 90L53 89V84H52V87L51 86L49 87L47 85ZM256 87H258V88L256 89ZM51 88L54 91H52ZM190 88H192V90ZM157 89H160V90H157ZM178 90H181V89H178ZM34 91H35V89H34ZM102 91H103V93H101ZM126 91H128L129 93L126 92ZM98 92L100 94H102L103 98H101V95ZM119 92L121 93L120 96H118ZM146 93H147V96L144 95ZM165 93L167 95H164ZM217 93L219 95H217ZM12 94H15V96L12 95ZM97 96L100 99H97L98 98ZM162 96H163V98H162ZM27 100H29V101H27ZM47 101H51V102H47ZM131 101H133V102L136 101L137 103L136 102L135 103L137 105L135 103H134V105H130ZM104 102H106V103H104ZM1 103H3V105ZM47 103H49V104H47ZM102 103H104V104H102ZM7 104H9V105H7ZM44 104H45V106H44ZM5 106H7V107H5ZM54 106H57V108L55 107V109H54ZM3 109L5 110V112H3L4 111ZM51 109H53V111H50ZM85 110L87 112H84ZM60 111H61V109H60ZM146 111H147V113H146ZM29 112L30 111H28L27 113H29ZM50 112H52V113H50ZM53 112H55V113H53ZM97 112H98V114H97ZM3 114H5V115H3ZM143 114L141 116H143ZM189 114H191V115H189ZM230 114H231V116H230ZM17 115H15L14 117H16ZM76 115H75V117H77ZM147 115H144V116H147ZM46 116H48V117H46ZM95 119H97L98 121L95 120ZM149 119H151V118H149ZM232 119H233V121H234V119H236L235 121H240L242 123L240 125V128H234ZM257 120H259V121L257 122ZM43 121L44 122L46 121L45 122V126L47 128L44 126V123H42ZM151 121H153V120H151ZM188 121L191 123V125H189ZM63 122L62 121L60 122L61 126H59L58 128H60V129L62 128L63 129L65 125L69 126L67 124L68 122L66 120H63ZM128 122H129V124H127ZM158 122L155 121L156 126H157ZM37 123H39V124H37ZM82 123H83L84 126H82ZM96 123H98V124H96ZM88 124H89V128L88 127L86 128V126H88ZM91 124H95L96 126L99 125V127L98 126L95 127V125H91ZM152 124L154 126V122H152ZM36 125L37 126L40 125L39 128ZM230 125H232V126H230ZM93 126L95 127L94 131H93V129H94ZM156 126H154V127H156ZM231 127H233V128H231ZM96 128H97V132H96ZM230 129H232V130L234 129L236 131L238 129V131L235 133L234 130L232 131ZM127 131H128V133H127ZM78 132H80V133H78ZM231 132H234V134H235V136H231L232 138L235 137V138L232 139L233 143L223 145V144H225L224 142L227 140V137L230 138L229 134L231 135L232 134ZM260 132H262V133H260ZM38 133H37V135H38ZM43 133L44 134L46 133V134L43 135ZM96 133L97 134L99 133L98 136H97ZM129 133H131V134H129ZM136 133H137V135H136ZM126 134H127V136H126ZM41 137H39L40 140H42ZM166 137H170V138L166 139ZM104 139H105V141H103ZM119 139H120V141H119ZM219 139H221L222 141H219ZM224 139H226V140H224ZM102 141L108 143L107 146H108L109 150H111L113 152L117 151L120 155L122 154L121 156H122L123 159L121 157H118V158L122 159V162L129 160L130 161L129 165H132V166H130L131 170H130V168L129 169L127 168V165H126L127 162H125L124 165L126 166V168L128 170L126 171V169H123L124 165L122 166L120 164L121 159H119L120 161L118 160L119 163H117L118 162L117 160H116V162H114L112 160L113 159L112 156L104 157L103 150L106 149V146H105L106 143H103ZM209 141H211V142H209ZM215 141H216L217 144L214 143ZM124 142H126V143H124ZM153 142H155V143H153ZM218 142H219V144H218ZM100 143H101V145H100ZM144 143L149 144V147L148 146L145 147ZM207 143H209V144H207ZM119 144H120V146H121V144L124 145V146L122 145L123 147H125V148H122L124 151L119 148L120 147ZM44 145H42V147H45V146L47 147V145H45V146ZM116 145L119 146V147H117ZM187 145H189V144H187ZM76 146L79 148L78 152L76 151L78 149ZM152 146L155 147L156 150H152L153 149ZM156 146H158V147H156ZM201 146H203V147H201ZM143 147H144V149H143ZM218 147H220V148H218ZM86 148H88V149H86ZM148 148L151 149V150H149ZM145 149H146V151H145ZM218 149H220V151ZM221 149H223V150H221ZM202 150H204V151H202ZM74 152H76V153H74ZM225 152H224V154H226ZM235 152H238V151L235 150ZM55 153L56 152H53V155ZM62 153H64V151ZM218 153H220L219 156H217ZM56 154H60V153L57 152ZM192 154H193V156H192ZM79 155L82 157V158H80V160L81 159L84 160L85 158L86 159L84 161L83 160L80 161L79 160V157H80ZM109 155H111V154H109ZM214 155L217 156V158ZM56 156H58V155H56ZM83 156H85V157H83ZM190 156H192V157H190ZM108 157H111L112 159L111 158L108 159ZM146 157H148V158H146ZM218 157H220V158H218ZM175 158H176V160H175ZM215 158H216V160H215ZM100 159H101V161H100ZM133 159H135V160H133ZM147 159H148V161H147ZM212 159H213L214 162L212 161ZM224 159H226V158H224ZM236 160H238V158ZM146 161L149 163V165H148V163ZM101 162L103 163V165L101 164ZM131 162H133L134 165ZM225 162H227V161H225ZM202 163L199 164V166H198L199 169H200V167H203V166H201ZM110 164H112V165H110ZM118 164H120V167H119ZM224 164H227V165H224ZM96 165L98 166V168H96ZM81 166H83V170H82ZM87 167H88V169H87ZM229 167H230V165H229ZM121 168H122V170H121ZM205 168L208 169L209 167H204L203 168L204 170L203 169H200V170L201 171L203 170L202 172H204L205 170L207 171V169H205ZM166 169H167V171H166ZM227 169H229V168L227 167ZM230 169H231V167H230ZM230 169L228 170V172L229 171L231 172ZM110 170L112 172L115 170L116 172L114 171V173H110L111 172ZM147 171L150 174L152 173L155 176V177H153V179H156V177H157L160 181L158 179H156L159 182L156 181V183H155V181H151L153 179L147 178L149 180L148 181L146 179V177H145V175H146L145 173H147ZM233 171H235L234 173H237V170H233ZM170 172H172V173L170 174ZM86 173H87V175H86ZM99 173H100V176H99ZM261 173H262V176L260 175ZM111 174L112 175L114 174L113 177H112ZM118 174L120 175V177H119L120 179L118 178V176H119ZM229 174L234 175L233 173H229ZM116 177H117V179H116ZM144 177H145V179H144ZM179 177H180V181L178 180ZM206 177H208V176H206ZM78 178H79V180H78ZM121 178H122V180H121ZM251 178H247L248 180L245 179L246 182L244 181L245 182V183L243 182L244 184L241 183V180L239 181V179H235L234 180L235 182L233 181L232 183L229 182V185L227 184L228 185L226 187L227 189L224 188L226 190L225 192L227 194L230 193L229 197H227L229 200H227V203H226L227 208L225 210V212L227 211L226 212L227 214L225 216L226 223H227V221H229L230 223L228 222L227 224H224V225H226L225 227L227 228L226 229L227 230V234L226 235H230L231 234L230 235L231 237L228 238L229 240L228 239L226 240V238L225 239L222 238L223 242L226 241V243L224 242V243L220 244V243H218L219 242V240H218L219 238H217V239L214 238L216 235H212V238L209 236L210 238H207V240H205V242L203 240V241H200V242L197 243L196 249L197 250L199 249L198 251L196 249H195V252H191L190 251L192 253L191 254L188 251H185V253L184 252L182 253V250H181L180 256H182L183 259L181 258V262H179V264H218V263L219 264H256V263L258 264V262H259V264H264V251H263L264 250V241H263L264 238L261 237V239L260 238L257 239V238L254 237V236L257 235V233L260 234L259 232H260L261 229L259 230V228L256 227V223H258L259 221L256 218H251L250 221L249 220L246 221L247 217L248 218L254 217V214L253 215H251V213L249 214L248 210H250V209L245 210L248 205H243V208H242V203L248 202V201H246V197H243L245 195L244 192L246 194H251L252 193L251 191H250L251 193L249 191H246V189L244 190V188L251 189V187H247L250 184H246V183H249L248 181ZM110 179H112V180H110ZM170 179H172V180H170ZM83 180H86L87 182L83 181ZM115 180H116V182H115ZM146 180H147V182H146ZM195 180H198V181H195ZM193 181H195V182H193ZM211 181H213L212 182L213 184H211ZM81 182H82V184H81ZM181 182H182V184H181ZM154 183H155V185H154ZM234 183L237 184V185H235ZM122 185H124V186H122ZM170 185H171V187H170ZM211 185H213V186L211 187ZM121 186H122V188H121ZM150 186H152V187H150ZM208 186H210V187H208ZM225 186H226V184H225ZM234 187H235V189H241L240 192L238 191V193H240V194H238L239 196H236L235 200H233V198H234V196H233ZM199 188H203V191L201 190V192H200ZM204 188H207V189H204ZM166 189H168L169 191L166 190ZM196 189L200 193L196 192L197 191ZM231 189H232L233 192L231 191ZM114 190H115L116 193H114V195H111L110 192L114 191ZM210 190L212 191L211 193H210ZM74 191H76L77 193L74 192ZM78 191H79V194H78ZM82 191H84V192H82ZM256 194H258V193H256ZM115 195H117V197ZM112 196H114L115 198H113ZM160 196H161V198L163 196V199H164L161 202L158 201V197L160 198ZM108 197L111 198V199H109ZM188 197H190L189 198L190 200L187 199ZM198 197H200V198H198ZM213 197H215V198H213ZM242 197L244 199L241 200ZM89 198H90V200H89ZM123 198L125 199V202H124ZM204 198H206V199L204 200ZM153 199H154V203H153ZM165 199L167 201L164 204ZM201 199H203L204 201L203 200L201 201ZM238 201H239V203L237 204L236 202H238ZM158 202H160V203H158ZM194 202H198L200 204V206H197L198 208L194 207V205H195ZM88 203L90 205H88ZM167 203H168V205H166ZM240 203H241V205H240ZM119 204H122V205L119 206ZM244 204H248V203H244ZM122 206H124L125 208L122 207ZM132 206H133V208H132ZM160 206H162V207H160ZM163 206H164V208H163ZM114 207H116V208H114ZM234 207H236V208H234ZM90 208H92V211H91ZM157 208H160L159 209V211L161 213L160 216L158 215L159 211H158ZM107 209H108L109 212L106 211ZM154 209H156L155 210L156 214L153 211ZM203 209H205V208H203ZM89 210L94 213L93 215H91V217L87 216V215H90V211ZM73 211H74V213H73ZM240 211H242V213H239ZM75 214L76 215L78 214L77 215L78 217ZM205 214H206V217H209L208 220H210V222H208V225L210 224L211 228L212 227L214 228V229L212 228L213 232L215 231V233H216V231H219L221 220L218 219V221H217L216 220L217 218L213 217L214 214L212 212L210 213L209 211H207ZM179 215L182 216V220H181V217ZM197 215H199V217ZM92 216L93 217L95 216V217L92 218ZM156 216H157V218H156ZM196 216L198 218H196ZM163 219H165V218H163ZM176 219H177V222L179 223L178 218H176ZM190 219H191V221H190ZM253 219H254V221H253ZM164 221H166V220H164ZM251 221L254 222V223H252ZM160 222H161V224H160ZM246 222H248V224H245ZM88 224H90V227H89ZM96 224H97V226H96ZM136 224H138V225H136ZM217 225H218V227H217ZM252 225H254V226H252ZM86 226H87V228H86ZM214 226H216L217 228L215 229ZM91 227H93V228H91ZM251 227H254V228H251ZM252 229H253V232L256 233V235H254L255 233L253 234L251 232ZM256 229H257V231H256ZM248 231H249V233H248ZM74 233H76V234H74ZM156 233H158V232L156 231ZM63 234L61 236H64ZM142 234H143V236H146V234L148 235V232L145 233V231H144V233H141L140 236H142ZM246 235H247V237H246ZM68 236H67V240L69 239ZM97 236H98V234H97ZM258 236L260 237V235H258ZM65 238L66 237L64 236V241L66 240ZM92 238L93 237H91V239H89V242L92 244V245L91 244L89 245L90 246L89 248H91L93 246V242L94 241L92 240ZM70 239L68 241H66V242H69ZM100 240H102V239L101 238L98 239V242H100ZM227 241H228V243H227ZM249 243H251L253 245L250 246ZM109 244H110L109 242L107 243V245L106 244H104V245L101 244L99 249L97 248L99 245H96L97 247L95 246V248L93 247L90 250H91V252H96V250L97 251H101L99 253H101V256H102V253L105 252L104 249H106V247H108ZM261 245H263V248H262ZM259 247L262 249L261 250V252L263 253L262 255H259V253H260V250H259L260 248ZM89 248L86 249V247H85V251L88 250L90 252ZM255 248H258V251ZM109 250L110 249H108V251ZM106 251H107V249H106ZM247 251H248V253H247ZM257 252H259L258 255H257ZM105 253H103L104 258H102L103 257L102 256L101 260L106 262V264L107 263L108 264H114L113 263L114 261H112L113 260L112 259L113 256H115V254H113L114 251L108 252L109 256H108L107 253L106 254ZM189 253H190V255H189ZM82 254L83 253H81L80 256ZM257 256H259V257H257ZM107 257L110 258V259L108 260ZM251 257H252V259H251ZM185 258L187 260H184ZM255 258H257V259H255ZM182 261L184 263H182ZM115 264H117V263H115ZM170 264H172V263L170 262Z\"/></svg>","mask_w":264,"mask_h":264}]
</instances>
